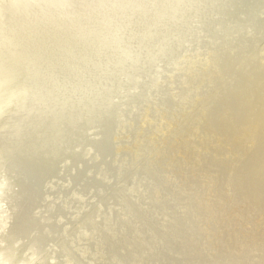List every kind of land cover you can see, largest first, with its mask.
<instances>
[{"label":"rangeland","instance_id":"obj_1","mask_svg":"<svg viewBox=\"0 0 264 264\" xmlns=\"http://www.w3.org/2000/svg\"><path fill=\"white\" fill-rule=\"evenodd\" d=\"M254 1L188 0L203 18L176 57L191 56L183 69L162 62L158 47L131 75L112 69L123 80L112 90L92 87L107 91L97 104L73 84L16 99L10 78L22 54L9 32L17 28H5L12 16L0 15V264H264V136L252 142L264 126V33L245 18ZM160 27L139 28L135 43ZM36 87L29 93L46 90ZM219 101L228 112L217 120Z\"/></svg>","mask_w":264,"mask_h":264},{"label":"bare ground","instance_id":"obj_2","mask_svg":"<svg viewBox=\"0 0 264 264\" xmlns=\"http://www.w3.org/2000/svg\"><path fill=\"white\" fill-rule=\"evenodd\" d=\"M263 3L264 0H255L251 5V10H249L252 13L251 18L250 16H248V18L245 15H243V17L245 16L247 21L254 19V29L252 30H255V27L257 26L258 30H256L259 31L260 28L264 33V16L258 19L254 18V16L258 15L257 10L259 8L263 9ZM13 4L14 7H12L11 3H8L5 4L3 8H0V15L3 17L5 16L4 20H8V17L10 16L11 18L12 16L13 21L10 19L12 24L11 22L7 23L5 26L6 29L11 30L13 28H17L16 31L13 30L9 32L16 36L14 37L15 43L19 45V52L22 54L21 56L14 58L18 63L20 70H15L13 77L10 79L13 83V87H17V92H14V97L19 99L28 93V101L30 98V101H32L33 97H36L37 94L39 96L41 95L42 98H48V93L55 95L57 93L56 91H60L59 89L61 86L65 91L69 90L70 84H73V86L82 85L84 86V89L91 91L90 93H86V91V94H82L84 101L92 98V100H95V104L99 103V100L102 103L106 99L105 93L107 91H104V93L97 92L99 93L97 94L96 91L92 92V87L97 89L102 88L108 91L112 90L111 85L114 86V83H116L115 81H121L116 76H114V74L111 72L112 69L119 68L122 70L118 71H123V73L127 74V76L128 74L131 75L134 72L132 70L137 67L136 65L144 63L146 61L145 59H155L154 57H159L162 55L160 52L157 53L158 47H160L162 50L161 52H163L162 62L171 58L174 60V63L171 64L173 67H175V71H178L180 67L183 69V65L186 64L191 56L186 55L180 59L176 57L179 51L185 50L187 48L188 42H195L197 38L195 34L199 32V30L198 28H194V23L196 21H202L203 18L202 16H197L188 12L193 10L192 5L187 6L188 0H36L33 2V4L38 8H35L31 5L19 8V6L15 5V3ZM47 5H49V8H51V11L53 12L50 13L51 11L49 10L48 14L42 15L41 9L43 7H48ZM154 12L156 13L153 14ZM196 12L197 11H195V13ZM43 19L46 21L45 26L42 23H39ZM135 20L143 23V25L135 23ZM30 23H39L40 28L35 29V27H29ZM148 23L149 26L147 25ZM64 25H69L70 27H67L69 29L65 28V31L62 28ZM160 25L167 27V30L165 33L163 32V35L152 38L148 37V39L145 41L143 40L144 42L142 41L135 43L137 42L136 34L139 32V28H148L150 34L148 36H151L158 30V28H161ZM247 26L252 27V25L249 23ZM20 28L23 30L30 28L33 31V34H29V32V35L26 36L24 31L20 30ZM58 28H62V30L57 32L56 30ZM200 30L202 31V29ZM49 31L51 34H56L57 36H52ZM218 31L221 32L222 29H219ZM132 33H134V35L129 38V34ZM31 35L36 36L37 38ZM211 35L213 34L211 33ZM217 35L218 34L213 37L212 42L216 43L218 38L221 39V37ZM227 35L228 34H226V37L230 36ZM233 37L234 36H232V39ZM2 38L3 35L0 34L1 46L4 45V39ZM150 40L154 41V43L156 42V44L149 46L148 43ZM44 47H47V50L49 49V54L45 53ZM0 53L1 56L4 57V53L1 48ZM97 56L98 58L101 56V58H99L102 59L101 62L95 60L97 59ZM45 57L50 58L49 69L48 67H43L44 65L42 66L39 64L42 62V59L47 60ZM64 58L66 62L63 61ZM5 59V57L1 58L0 62L5 61ZM93 64L95 65L93 66ZM92 66L93 68L89 70ZM138 66H141V64ZM44 68L46 69L45 71L42 70ZM59 73H61L60 76L62 75L60 78L57 76ZM216 74L217 73H215V75ZM170 75H168V79H173L174 76ZM160 78L161 75L159 79ZM181 81L183 80L181 79ZM121 82H123V80ZM257 84L255 86H257ZM121 85H123V83H121ZM35 86H37L36 88L40 86L43 88L45 87L46 90H41L38 92V89L37 91H31L29 93V91L32 90L29 89V87L34 88ZM238 86L240 87V85ZM259 89L262 88H258V90ZM70 91L72 92L71 89ZM238 93L241 94V92ZM92 95L94 96L92 97ZM32 104L37 105L36 102H33ZM82 104L85 103L82 102ZM217 104H222L221 113L219 114L220 118H218V115H214V117L216 116V118H218L217 120H220L222 119V116L228 112V110L227 107L224 106L223 102L219 101L215 104V106H213L214 112H218ZM242 104L244 105L246 102H243ZM230 108H232V106ZM230 108L229 110H231ZM242 108L243 106H238L235 107V110L239 111ZM212 120H214V118H212ZM85 122L87 121L85 120L84 123ZM262 136H264V126L255 132L252 142H254L256 139L258 140V138L261 140ZM252 146L249 147L252 148ZM263 159L264 149L258 155L257 160L261 161ZM239 257L241 258L242 255L240 254Z\"/></svg>","mask_w":264,"mask_h":264},{"label":"flooded vegetation","instance_id":"obj_3","mask_svg":"<svg viewBox=\"0 0 264 264\" xmlns=\"http://www.w3.org/2000/svg\"><path fill=\"white\" fill-rule=\"evenodd\" d=\"M30 28H28V29H24V31H27V30H29ZM33 29V28H32ZM55 50V49H54Z\"/></svg>","mask_w":264,"mask_h":264}]
</instances>
